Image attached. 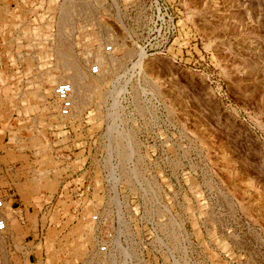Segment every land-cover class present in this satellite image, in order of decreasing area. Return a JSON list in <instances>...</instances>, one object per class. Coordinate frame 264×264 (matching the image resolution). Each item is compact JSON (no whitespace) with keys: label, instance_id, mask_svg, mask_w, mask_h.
Masks as SVG:
<instances>
[{"label":"rangeland","instance_id":"374dc122","mask_svg":"<svg viewBox=\"0 0 264 264\" xmlns=\"http://www.w3.org/2000/svg\"><path fill=\"white\" fill-rule=\"evenodd\" d=\"M72 66L83 75L72 119L111 122L120 139L109 216L197 218L238 233L246 262L264 264V0L1 4L0 198L12 219L0 264H38L39 227L71 218L48 202L67 152L85 144L60 126L49 134L47 105Z\"/></svg>","mask_w":264,"mask_h":264},{"label":"built area","instance_id":"2783aa9c","mask_svg":"<svg viewBox=\"0 0 264 264\" xmlns=\"http://www.w3.org/2000/svg\"><path fill=\"white\" fill-rule=\"evenodd\" d=\"M0 3L14 5L16 0H0ZM113 51L112 44L102 48L104 55ZM87 72L99 76L100 64L96 60L90 62ZM51 100L55 119L48 124L49 134L55 135L57 126L67 128L68 135L74 130L73 137L78 133L79 141L85 145L78 152L80 156L67 152V166L59 168L62 170L59 186L48 204L67 208L65 212L71 218L55 221L47 218L44 226L39 227L35 246L40 249L38 264H248L244 259L247 250L238 233L228 230L218 233L200 219L109 216L105 208L115 205L118 196L112 192L113 180L107 178L119 169L122 155L116 150L118 134L112 130L111 122L103 123L104 128L86 127L82 121L72 119L70 83L56 84ZM6 202V198H0V234L9 232L10 221L4 214ZM15 220L25 224L22 215H17ZM50 228L57 229L59 234L56 232L52 250L48 251L46 239ZM72 241L78 242L79 247L67 248Z\"/></svg>","mask_w":264,"mask_h":264},{"label":"bare ground","instance_id":"6f19581e","mask_svg":"<svg viewBox=\"0 0 264 264\" xmlns=\"http://www.w3.org/2000/svg\"><path fill=\"white\" fill-rule=\"evenodd\" d=\"M5 11L7 10V9H4ZM77 11V10H76ZM6 13H11V12H9L8 10L6 11ZM10 15V14H9ZM11 18V23H10V25L5 21V22H3V24L4 25H6L7 27H10L9 28V32H10V30H12V29H15V28H17L18 26L16 25V24H14L15 23V19L12 21V16L10 17ZM33 30H35V29H33ZM35 35V34H34ZM71 68V67H70ZM77 67H73L72 66V70H73V72H72V74H70V76L69 75H67L68 77H69V82L68 83H70L71 85H72V87H73V103H74V109H75V104H77V99H78V91H79V88H80V85H79V82L82 80V74H81V71H79V70H77L76 69ZM65 69V68H64ZM67 70V71H66ZM65 71L66 72H68V69H65ZM71 71V70H70ZM69 74V73H68ZM62 75V74H61ZM65 77V76H64ZM62 79V78H61ZM56 84V83H55ZM85 86V85H84ZM76 96H75V95ZM51 99H52V96H51ZM50 99V100H51ZM52 103V101L50 102H48V109H51V108H53V110L55 111V108H54V106L52 107L50 104ZM53 104V103H52ZM53 111V112H54ZM74 113V112H73ZM149 115V114H148ZM11 139H14V138H11ZM14 141H15V139H14ZM130 145V144H129ZM132 151V150H131ZM4 214H5V209H4ZM5 217H7L8 219H9V221H10V218H11V216L9 217V215H6L5 214ZM12 219V218H11ZM56 235V232L55 231H48V234H47V239H46V248H47V250L49 251V250H52V247H53V237ZM70 245V246H69ZM69 245H68V247L67 248H69V247H72V248H78L79 247V244H78V242H74V241H72L71 243H69ZM66 249V246H64L63 247V251Z\"/></svg>","mask_w":264,"mask_h":264}]
</instances>
